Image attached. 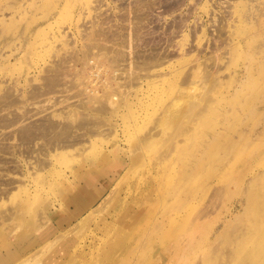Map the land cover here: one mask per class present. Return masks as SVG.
Masks as SVG:
<instances>
[{
  "label": "rangeland",
  "instance_id": "374dc122",
  "mask_svg": "<svg viewBox=\"0 0 264 264\" xmlns=\"http://www.w3.org/2000/svg\"><path fill=\"white\" fill-rule=\"evenodd\" d=\"M234 263L264 264V0H0V264Z\"/></svg>",
  "mask_w": 264,
  "mask_h": 264
},
{
  "label": "bare ground",
  "instance_id": "6f19581e",
  "mask_svg": "<svg viewBox=\"0 0 264 264\" xmlns=\"http://www.w3.org/2000/svg\"><path fill=\"white\" fill-rule=\"evenodd\" d=\"M120 54V53H119ZM123 55V54H122ZM122 55H120V56H122ZM114 58V57H113ZM116 58V57H115ZM95 60V59H94ZM118 60V59H117ZM150 60V59H149ZM113 61H115L114 59H113ZM112 61V62H113ZM116 62V61H115ZM114 62V63H115ZM149 63V62H148ZM153 63V62H152ZM148 66V65H147ZM146 68V67H145ZM141 69V68H140ZM143 69V68H142ZM127 72V71H126ZM133 80V79H132ZM104 109V107H100L97 111H99V112H101V110H103ZM73 113V112H72ZM75 113V112H74ZM73 113V114H74ZM79 113V112H78ZM101 115V114H100ZM171 115V114H170ZM173 116V115H172ZM177 117H179V116H177ZM82 119L84 120V119H86V121H87V118H83L82 117ZM176 120H177V118H175ZM82 120V121H83ZM90 119H88V121H89ZM168 120V119H167ZM85 121V120H84ZM83 121V122H84ZM87 121V122H88ZM91 121V120H90ZM80 122H81V120H80ZM83 122H81L82 124H83ZM92 122V121H91ZM101 122H103V121H101ZM94 123V122H93ZM171 122L169 121V124H170ZM77 124H78V122H77ZM80 124V123H79ZM78 124V125H79ZM90 124V123H89ZM97 124H98V122H97ZM96 124V125H97ZM104 124V123H103ZM103 124H101L100 123V125H103ZM165 124V123H164ZM168 124V122L165 124V125H169ZM77 125V126H78ZM99 125V124H98ZM97 125V126H98ZM172 125V124H171ZM95 126V125H94ZM93 126V127H94ZM96 126V127H97ZM79 127V126H78ZM96 127H94V128H96ZM100 127V126H99ZM85 129V128H84ZM98 129V128H97ZM86 130V129H85ZM88 131V130H87ZM79 138V137H78ZM144 139V138H143ZM105 179V174H103V176H102V180H104ZM105 188V186L104 185H102V189H104ZM100 191H102V190H99L97 193H95V190H93L92 189V187H91V183H90V181H89V179L86 181L85 180V183L83 184V185H81L80 186V190L78 191V192H81L83 195H73V198H72V201L71 202H73V211H71V217L72 218H79V217H82V215L83 214H85V213H87L86 214V216L85 217H83L82 219H81V221L82 220H84V221H87V219L88 218H90L92 215L90 214V212H92L93 213V210L91 209L92 208V205H93V203L96 201V199H97V197L101 194L100 193ZM70 210V209H69ZM83 221V222H84ZM82 228H85V227H82ZM48 229L49 230H52L53 231V227L52 226H50V227H48ZM68 232V231H67ZM93 235H94V233H93ZM90 241V240H89ZM94 242V240H92V241H90L89 242V245H86V243H84V245L85 246H87L88 248H89V246H91V244ZM81 243V242H80ZM78 244V243H77ZM180 246V245H179ZM76 248V247H75ZM84 250V249H83ZM175 250V249H174ZM179 250V249H178ZM88 252V251H87ZM189 252V251H188ZM190 252H191V250H190ZM15 254H16V251L15 252H8L7 254H6V256H5V260L8 262L9 260H13L14 258H15ZM189 254V253H188ZM249 260V259H248ZM235 264V263H234ZM242 264V263H241Z\"/></svg>",
  "mask_w": 264,
  "mask_h": 264
}]
</instances>
